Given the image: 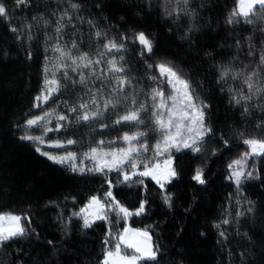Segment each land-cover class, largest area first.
I'll list each match as a JSON object with an SVG mask.
<instances>
[{"label":"trees","instance_id":"1","mask_svg":"<svg viewBox=\"0 0 264 264\" xmlns=\"http://www.w3.org/2000/svg\"><path fill=\"white\" fill-rule=\"evenodd\" d=\"M71 2H80L84 7L76 13L69 7V0H28V4L19 6L15 0H6L13 10L11 23L0 16V212L31 218L30 223L22 220L29 229L26 236L0 247V264H100L103 260L102 241L108 230L106 221L98 220L87 230L83 229L79 217H73L67 227L65 224L72 212L78 211L87 202L88 197L100 194L103 198V192L108 190L105 177L94 172H74L66 164L49 160L35 150L34 142L19 139L24 132L17 127L23 125L27 118L54 108L58 113L65 112V106L60 102L76 103L77 96L85 91L82 86L73 88L69 84L67 91L57 93L48 103L34 106V97L43 88L45 56L52 58L55 55L48 46L55 40H48L46 44V36H55L56 17L66 8L73 19L71 23L64 21L61 42L76 40L80 49L93 58L98 49L103 51L105 43L104 39L97 40L94 36L96 29L106 32L108 38L115 36L117 39L121 33H127L131 38L133 29L145 31L151 34L154 41V54L141 58L138 43L128 44L127 51L111 50V55L104 57L103 64L107 75L106 61L113 57L119 61L121 55L125 57L126 74L132 78L138 102L149 105V110L142 117L145 125L142 127L134 122L112 125L115 113L125 110L126 106L122 104L114 111L110 110L103 121L73 123L59 132H50V139L77 141L74 145H67L66 150L81 154L89 146H97L100 140L112 141L111 148L119 147L124 143L117 137L138 128L148 132L149 146L154 145L159 134L152 127L150 90L157 85L150 77L156 76L158 70H149L148 64L167 60L177 65L188 73L193 87L212 106L208 117L216 138L207 140L206 151L172 153L174 166L180 173L166 186L168 192L175 194L173 206L168 208L163 202L162 192L155 181L150 177L144 178L148 189L146 196L143 187L136 185L125 191L133 193L129 207L137 199L147 198L146 212L127 220H117L113 214L110 217L113 239L125 227L147 229L161 248L155 264H241L240 252L245 253V260L250 264H264V154L250 158L249 170L255 165L258 172L250 180L243 181L239 191L235 182L227 178L230 174L227 165L231 159L248 147L243 139L264 136V129L259 127L264 121V111L254 107L245 116L239 105L229 104L230 95H235L229 89L247 92L243 77H229L224 82L218 79L222 63H231L236 70L247 67L249 72L257 66L264 49V19L257 15L250 24L243 18L238 25L226 23L228 14L237 6L236 0H190L191 7L198 12L194 21L187 15L177 18L175 14H166L165 9L171 11L176 0ZM41 13L50 21L49 24L45 25L39 19ZM89 19L94 22L95 28L89 25ZM193 23L199 26V30L185 36ZM27 24L32 25L31 40L25 27ZM12 26L19 31L12 32ZM249 36L255 46L251 54ZM237 40L241 43L239 50ZM29 52L31 58H28ZM96 87H100L99 82ZM132 93L133 88L128 87L125 94ZM52 119L54 128L55 119ZM101 122L109 127L101 129ZM38 127L29 131L39 134L41 130ZM221 133L230 139L228 148L218 138ZM240 133L245 135L242 137ZM103 147L108 148L109 145L105 143ZM213 148L223 154L218 151L212 155ZM198 166L205 169L206 184H199L193 179ZM109 178L113 184L117 183L115 170ZM114 191L119 193L118 188ZM72 197H76L75 201ZM249 201L254 202L251 213L247 211ZM240 212L245 215L239 217L242 226L238 228L234 218ZM225 219L232 223L224 224L218 230L215 224ZM220 231L225 233L226 240L221 238ZM244 232L249 234L250 241L239 234ZM121 250L127 254L134 253V250L123 246Z\"/></svg>","mask_w":264,"mask_h":264},{"label":"snow or ice","instance_id":"2","mask_svg":"<svg viewBox=\"0 0 264 264\" xmlns=\"http://www.w3.org/2000/svg\"><path fill=\"white\" fill-rule=\"evenodd\" d=\"M15 4L17 6L28 4V0H15ZM236 5V8L228 14L226 23L238 25L241 18H243L246 23L250 24L257 15L264 19V0H236ZM32 7H38V5H32ZM69 7L73 12L78 13L84 5L69 0ZM200 7H203V5ZM12 11L6 0H0V16L7 18L9 23H11ZM165 12L169 16L175 14L177 18L182 14L187 15L193 21L198 15L197 10L191 7L190 0H176L173 9L169 11L166 8ZM39 19L45 25L50 23L42 13L39 14ZM72 19L73 17L68 9H64L56 17L55 36H46V44L48 40H55L54 44L48 45L55 55L52 58L45 56L43 88L34 97V106L39 107L40 102L48 103L57 93L62 90L67 91L69 84L73 88L82 86L85 91L77 96L76 103L70 101L60 102L64 104L65 112L58 113L57 109L54 108L42 115L27 118L23 125H17L24 132L19 139L34 142L37 152L58 164L68 165L74 172H94L105 177L108 190L103 192V198L100 194H93L88 197L87 202L78 211H73L65 224V227H67L73 217H79L83 229L86 230L91 229L98 220L108 223V230L102 241L103 260L100 261V264H155L161 253V248L158 243L153 241L151 232L147 229L125 227L122 231L117 232L113 239V225L110 217L114 214L117 220H127L132 216H140L146 212L149 200L147 198L137 199L136 203L129 207L128 204L133 193L125 190L136 185L137 187H143L146 196L148 189L144 183V178L149 177L159 186L162 192L161 199L167 207L171 208L173 206L175 194L168 192L166 186L180 173L174 166L172 153H180L183 150L194 153L206 151L207 140L210 137L216 138L214 137L213 125L208 117V111L212 106L193 87L188 73L172 62L167 60L158 61L154 65H147L149 70H158L156 76L150 77L152 82L157 85L150 90L152 127L160 133V139L151 146V159L145 158L150 150L148 132L139 128L133 132L125 131L120 137H117L126 144V147L119 149L111 148L112 141L100 140L97 142V146H89L88 150L81 154L65 152L63 155H54L48 151H43L42 146L45 144L59 146L77 143L75 139H46L48 132H59L66 125L70 127L73 123L103 121L107 118V113L110 110L114 111L123 104L126 106L125 110L122 113H115L112 125L134 122L136 125L143 127L145 122L142 117L149 110V105L146 102H138L136 98L135 85L132 84V78L126 74L128 69L125 57L121 55L119 61L115 57L108 59L106 61L107 75L103 64L105 63L104 57L111 55V50L127 51L126 45L128 44L135 45L138 43L141 58L154 54V41L151 34L133 29L131 30V38L127 33H121L117 39L115 36L108 38L106 32L96 29L94 36L97 40L104 39L105 43L102 45L103 51L98 49L95 58H93L88 52L80 49L76 40H72L70 43L67 41L61 42V33L65 28L64 21L67 20L68 23H71ZM78 19L83 20L84 18L78 17ZM88 23L95 28L92 20L89 19ZM25 27L29 31V39L31 40L32 25L27 24ZM10 30L14 33L19 31L15 26H12ZM194 30H199V26L195 23L190 25L185 32V36H189ZM247 39L249 53L251 54L255 46L251 42V36ZM236 47L238 50L241 48L239 40L236 41ZM208 55H211V53H208ZM28 58H31V52L28 53ZM57 74H60L59 78H57ZM75 77H78V79ZM229 77H243L244 85L247 88L246 93L240 89H229L230 93H235V95H230L229 104L239 105L245 116L254 107L264 111V49L260 53V62L250 72L247 67L236 70L231 63L220 64L219 81L224 82ZM97 82H99L100 87H96ZM106 84L108 85L107 88H105ZM164 85L168 87L169 95H165ZM128 87L133 88L131 95L125 94ZM254 100L260 101V103H254ZM58 107L59 105H57ZM73 117H75V120H73ZM52 118L55 119L54 128L49 127ZM38 124L42 127L41 135H29L28 131L32 126ZM99 127L106 129L109 125L101 122ZM259 127L264 129V121H261ZM240 135L243 137L245 134L240 133ZM218 138L225 148L230 146V139L225 138L223 133ZM105 143L109 145L108 149L103 147ZM243 143L248 146L250 151L243 152L227 165L230 170L227 178L235 182L238 191L243 181L250 180L258 172L255 165H252L251 170H249L248 159L264 154V136H248L243 139ZM218 151L223 154L221 150L216 148L211 149V154L216 155ZM84 160L91 161L92 167H87L83 163ZM114 170L118 177L116 184H113L112 179L109 178L110 173ZM193 179L202 185L207 183L203 166L196 168ZM117 188L119 193L114 191ZM135 195L139 196V193ZM71 199L75 201L76 197ZM253 210L254 202L249 201L247 211L251 213ZM243 215L245 213L240 212L234 218L238 228L242 226L239 223V217ZM22 220L30 223L31 218L23 214L0 212V247L16 238L27 235L29 229L21 222ZM230 223L232 221L225 219L215 224V227L219 230L224 224ZM239 234L245 239L251 240L247 232ZM220 236L225 240L227 239L223 231H220ZM122 244L133 249L134 253L123 255L121 253ZM239 255L241 264H250L245 260L244 252H240Z\"/></svg>","mask_w":264,"mask_h":264},{"label":"rangeland","instance_id":"3","mask_svg":"<svg viewBox=\"0 0 264 264\" xmlns=\"http://www.w3.org/2000/svg\"><path fill=\"white\" fill-rule=\"evenodd\" d=\"M164 91H165V95H169L170 93H169V89H168V87L165 85L164 86ZM40 103H42V102H40ZM53 120V119H52ZM37 126H39L38 128L41 130V132L39 133V134H37V133H32L31 131H28V134L29 135H34V136H39V135H41V133H42V127H41V125H34V126H32V127H37ZM49 127H52V123H50L49 124ZM53 128V127H52ZM49 134H50V132H48L47 133V135H46V139H49V140H56V139H50L49 138ZM158 134H159V138H157L156 139V141L158 140V139H160V133H159V131H158ZM156 141H155V143H156ZM124 143V142H123ZM154 143V144H155ZM149 144V143H148ZM68 144H62V145H59V146H57V145H54V144H45V145H43L42 146V149H43V151H48V152H50V153H52V154H54V155H63L65 152H72V151H70V150H66L65 149V147L67 146ZM123 147H126V144L124 143V145H122V146H115V147H112V148H116V149H119V148H123ZM105 149H108V148H105ZM245 151H250V149L247 147L246 148V150H244V151H240V152H238V154L236 155V157H234V158H232V159H235V158H238L243 152H245ZM145 158H147V159H151L152 158V153H151V147H150V150H149V152L146 154V156H145ZM250 158L251 157H249V159H248V164H249V161H250ZM231 159V160H232ZM78 162H80V161H78ZM83 163L85 164V165H87V167H92V163H91V161H89V160H84L83 161ZM22 222V221H21ZM129 228H131V227H129ZM132 229H134V228H132ZM122 246L123 247H126V248H128V249H131L130 247H128V246H126V245H123L122 244ZM133 250V249H132ZM121 253L123 254V255H132V254H127V253H124L122 250H121Z\"/></svg>","mask_w":264,"mask_h":264}]
</instances>
